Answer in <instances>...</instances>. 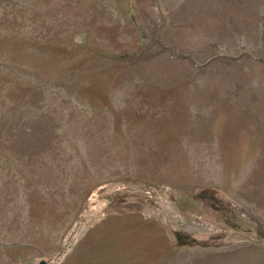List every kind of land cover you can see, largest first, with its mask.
Masks as SVG:
<instances>
[{
	"label": "rangeland",
	"instance_id": "obj_1",
	"mask_svg": "<svg viewBox=\"0 0 264 264\" xmlns=\"http://www.w3.org/2000/svg\"><path fill=\"white\" fill-rule=\"evenodd\" d=\"M43 260L264 264V0H0V264Z\"/></svg>",
	"mask_w": 264,
	"mask_h": 264
},
{
	"label": "trees",
	"instance_id": "obj_2",
	"mask_svg": "<svg viewBox=\"0 0 264 264\" xmlns=\"http://www.w3.org/2000/svg\"><path fill=\"white\" fill-rule=\"evenodd\" d=\"M207 193H205V191H203L201 194H198L197 197L199 199H202V197H204ZM176 237L179 239V240H183L185 242V240H188L189 239V242L191 243H198V244H201V245H206L207 242L206 241H203V242H198L196 239L194 238H189V236L185 235L184 233H176Z\"/></svg>",
	"mask_w": 264,
	"mask_h": 264
},
{
	"label": "water",
	"instance_id": "obj_3",
	"mask_svg": "<svg viewBox=\"0 0 264 264\" xmlns=\"http://www.w3.org/2000/svg\"><path fill=\"white\" fill-rule=\"evenodd\" d=\"M41 264H46V262L43 260V261L41 262Z\"/></svg>",
	"mask_w": 264,
	"mask_h": 264
}]
</instances>
